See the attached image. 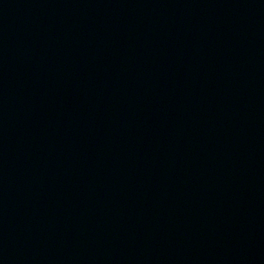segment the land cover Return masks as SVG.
<instances>
[{"label": "water", "instance_id": "95a60500", "mask_svg": "<svg viewBox=\"0 0 264 264\" xmlns=\"http://www.w3.org/2000/svg\"><path fill=\"white\" fill-rule=\"evenodd\" d=\"M0 264H264V0H0Z\"/></svg>", "mask_w": 264, "mask_h": 264}]
</instances>
